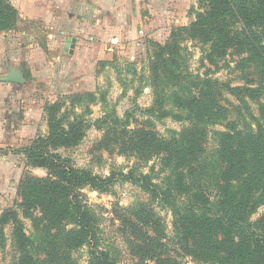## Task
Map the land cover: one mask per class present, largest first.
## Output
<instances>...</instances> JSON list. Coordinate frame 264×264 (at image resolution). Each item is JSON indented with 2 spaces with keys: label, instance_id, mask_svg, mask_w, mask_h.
I'll list each match as a JSON object with an SVG mask.
<instances>
[{
  "label": "rangeland",
  "instance_id": "rangeland-1",
  "mask_svg": "<svg viewBox=\"0 0 264 264\" xmlns=\"http://www.w3.org/2000/svg\"><path fill=\"white\" fill-rule=\"evenodd\" d=\"M7 1L18 18L13 28L0 32L2 55L13 50V59L0 58L1 73L7 70L20 76L22 83L18 87L13 84V91H8L12 95L6 97L7 90L1 94L2 109H9L1 115L7 117L3 124L20 137L0 144V264H19L17 228L34 242L30 254L37 264H89V246L67 252L42 246L47 238L42 214L36 209L25 212L18 194L24 178L46 176L44 170L28 162L24 150L32 141L46 138V107L57 102L63 104L62 115L70 119L75 114L80 116L84 131L76 145L53 153L75 168L103 178L114 174L116 178L109 193L88 187L81 190L98 230L99 249L108 252L116 264H153L130 248L133 239L120 216L129 209L147 207L160 220L169 247L174 237L169 206L118 176L132 171L134 176H148L151 183L162 188L167 184L169 168L162 156L136 154L128 140L137 132L166 140L181 132L187 122L173 107L171 97L190 88L196 77L231 88L257 90L255 97L243 91L223 93L220 104L227 110V120L207 128L195 183L212 198L221 167L217 134L228 122L244 128L253 124L254 117L264 123L259 114L264 76L241 47L229 49L225 57L211 63L206 57L208 45L185 37L180 43L178 67L171 70L182 79L169 82V62L163 66L156 59L158 47L170 41L172 30L194 20L199 0ZM116 14L125 26L124 32L115 33L116 22L112 23L119 18ZM69 23H80L81 29L67 30ZM233 30L240 32V25L234 24ZM72 38L80 43L66 52L67 40ZM18 49H24L20 59L15 57ZM14 88L20 89L25 99ZM183 200L181 197L178 202ZM260 218H264V205L251 221ZM169 250L180 264H203L185 256L176 246Z\"/></svg>",
  "mask_w": 264,
  "mask_h": 264
},
{
  "label": "trees",
  "instance_id": "trees-1",
  "mask_svg": "<svg viewBox=\"0 0 264 264\" xmlns=\"http://www.w3.org/2000/svg\"><path fill=\"white\" fill-rule=\"evenodd\" d=\"M17 18L18 12L9 2L0 0V32L13 28ZM234 24L240 25V32H234ZM185 37L208 45L206 57L211 63L225 57L229 49L241 47L264 76V0H199L194 20L172 30L170 41L158 47L156 59L163 66L169 62V82L182 79L171 70L178 67L180 43ZM192 83L171 97L173 107L187 122L181 132L168 140L137 132L128 140L129 148L141 157L162 156L169 168L168 181L160 188L148 176H134L132 171L118 177L169 206L174 234L168 247L156 215L147 207H135L120 216L133 239L130 248L153 264H180L169 250L173 246L203 264H264V218L251 221L264 205V123L254 117L253 124L244 128L228 122L217 134L221 167L214 196L206 195L195 183L207 128L227 120V110L220 104L223 93L243 91L255 97L258 91L218 85L201 77ZM61 106L57 102L46 107V138L32 141L24 150L28 162L44 170L46 176L26 177L20 182L22 207L25 212L36 209L42 214L47 232L42 246L63 252L89 246V264H116L108 252L99 249L98 230L81 194L86 187L109 193L116 178L114 174L103 178L75 168L53 153L76 145L83 137L80 116L75 114L70 119L62 115ZM259 114L264 121V99ZM181 197L183 202H178ZM1 234L0 228V240ZM15 240L19 264H37L30 254L34 242L21 228L16 229Z\"/></svg>",
  "mask_w": 264,
  "mask_h": 264
},
{
  "label": "crops",
  "instance_id": "crops-1",
  "mask_svg": "<svg viewBox=\"0 0 264 264\" xmlns=\"http://www.w3.org/2000/svg\"><path fill=\"white\" fill-rule=\"evenodd\" d=\"M77 1H81V0H77ZM18 8V7H17ZM116 16H118L119 18H115V20H113V23L116 22V25H115V33H118V32H124V24L121 23V18L118 14H116ZM111 18H113V16H111ZM119 21V22H118ZM68 26H71L70 28H67V30H72V29H76L78 30L79 28L81 29V24L80 23H77L76 25L73 24V26L71 25V23H69ZM67 26V27H68ZM74 40V43H73V47L71 48H75L77 47V45L80 43V41L77 42V40L75 38H72ZM23 50L24 49H18L16 52H15V57L20 59L21 57H23ZM2 56L5 57V59H7L8 57V60L11 58L13 59V50H7L3 55H2V52L0 51V58L2 60ZM26 57V56H25ZM7 61V60H5ZM6 69L8 68V65L6 64ZM14 66V65H13ZM16 66V65H15ZM2 68L3 66L0 65V116H5V113H7V111L9 109H5L3 110L2 107H1V98H2V92L3 91H6V97L9 96V95H12L10 92L8 93V91H13L11 89H13V84L15 85L14 87H18L16 85H19V84H15V83H9V82H6L5 80L10 76V74H12L11 72H8L6 70V73H1L2 71ZM15 89V92H17L19 94V97L21 96L22 98H24V96L21 95V90L18 89V88H14ZM25 99V98H24ZM10 101V100H8ZM13 107V105H12ZM19 108V106H18ZM1 116V118H2ZM4 118H7V117H3L2 119H0V144L2 143H5V142H11L13 139H17V137H20L19 134L17 132H11V130L9 129V127L5 126L3 123H6L5 119ZM25 123V122H24ZM23 123V124H24ZM25 125H23L21 128H24ZM17 133V135L15 136V134ZM4 139V140H2Z\"/></svg>",
  "mask_w": 264,
  "mask_h": 264
},
{
  "label": "water",
  "instance_id": "water-1",
  "mask_svg": "<svg viewBox=\"0 0 264 264\" xmlns=\"http://www.w3.org/2000/svg\"><path fill=\"white\" fill-rule=\"evenodd\" d=\"M73 43H74L73 39H68L67 40V43H66V46H65L66 47V49H65L66 52L68 51V48L73 47ZM5 81L9 82V83H15V84L22 83L21 77L17 76V75H14L13 73L10 74V76Z\"/></svg>",
  "mask_w": 264,
  "mask_h": 264
}]
</instances>
